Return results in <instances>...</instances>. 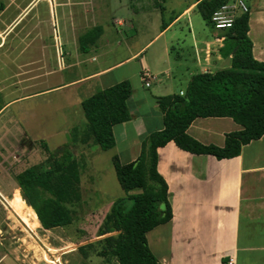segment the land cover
Returning a JSON list of instances; mask_svg holds the SVG:
<instances>
[{"label":"rangeland","instance_id":"rangeland-1","mask_svg":"<svg viewBox=\"0 0 264 264\" xmlns=\"http://www.w3.org/2000/svg\"><path fill=\"white\" fill-rule=\"evenodd\" d=\"M192 1L0 0V264H117L114 258L98 256L97 247H88L112 235L105 215L125 194L112 166L114 152L73 139V129L82 131L85 123L80 99L91 96L106 79L124 80L137 73V61L118 63L161 29L159 19L139 20L141 7L148 12L156 4L167 24L172 12ZM187 19L210 34L211 26L197 10L172 30L181 25L188 35ZM97 28L102 30L98 36L92 33ZM80 38L95 41L82 52ZM161 42L147 47L150 63ZM184 44L183 49L173 44L172 57L183 55L191 66L193 52L188 41ZM110 66L108 78L83 83L84 76ZM186 84L179 75L173 81L176 92ZM43 143L50 150L67 144L81 163V206L71 224L50 230L41 228L22 196V213L8 205L20 191L16 175L44 161ZM156 246L151 248L158 257Z\"/></svg>","mask_w":264,"mask_h":264},{"label":"crops","instance_id":"crops-1","mask_svg":"<svg viewBox=\"0 0 264 264\" xmlns=\"http://www.w3.org/2000/svg\"><path fill=\"white\" fill-rule=\"evenodd\" d=\"M200 1L193 0L176 14L172 12L174 18L167 24L162 8L160 12L156 4L152 6L154 10L148 12L144 7L139 9V20L157 22L159 19L161 29L143 47L118 63L137 61V73L124 79L130 81L132 88L127 100L131 118L113 127L115 146L110 151L122 164L136 160L142 150H147L149 135L163 129L158 98L181 96L192 76L221 69L230 58L220 54L223 31L211 28L208 34L203 27L196 30L190 19L185 24L188 35L183 33L181 25L172 30L182 18L197 10ZM248 15L252 55L255 60L264 62V0H251ZM160 38L162 42L150 63L145 57L146 49ZM186 41L193 52L191 66L186 64L183 55L172 57L173 44L183 49ZM113 67L98 69L84 76L82 81L108 78ZM178 75L186 79L187 84L176 92L173 81ZM121 81L106 79L97 90L92 89L90 95ZM240 129L230 118L210 117L195 119L187 133L204 145L222 147L225 134ZM157 154V171L167 184L172 210L169 222L146 234L153 255L151 245L157 243L159 256H154L158 264H227L230 260L233 264H264V136L243 146L240 154L231 159L190 154L173 142L158 148ZM11 198L13 205L8 204L9 207L22 213L18 191Z\"/></svg>","mask_w":264,"mask_h":264},{"label":"trees","instance_id":"trees-1","mask_svg":"<svg viewBox=\"0 0 264 264\" xmlns=\"http://www.w3.org/2000/svg\"><path fill=\"white\" fill-rule=\"evenodd\" d=\"M227 1L202 0L197 4L207 26L213 28L212 12ZM3 9L0 3V11ZM248 18V14L237 17L232 28L223 31L220 54L230 57L228 66L192 76L181 96L157 99L163 129L149 135L147 150L126 164L112 156L116 179L125 196L117 198L105 215V224L112 235L88 245L97 247L98 256L114 258L117 264H158L146 234L172 218L168 187L157 171L158 148L173 142L190 154L223 160L238 156L243 146L264 136V62L252 55ZM101 31L97 28L92 33L98 36ZM94 41L95 38L88 42L80 38L82 52L86 51V43ZM131 94L130 82L123 80L82 100L85 123L82 131L73 129V139L90 142L102 152L112 150L113 127L131 118L127 107ZM210 117L230 118L241 129L225 134L222 147L204 145L187 130L195 119ZM42 148L44 161L24 169L15 179L20 201L22 196L41 228L50 230L71 224L75 209L81 206V163L67 144L50 150L43 143ZM79 251L85 254V247Z\"/></svg>","mask_w":264,"mask_h":264},{"label":"built area","instance_id":"built-area-1","mask_svg":"<svg viewBox=\"0 0 264 264\" xmlns=\"http://www.w3.org/2000/svg\"><path fill=\"white\" fill-rule=\"evenodd\" d=\"M251 0H229L216 8L211 16L210 23L214 30L225 31L232 28L237 17L249 14ZM148 86V83H145ZM183 95V93H180ZM227 264H233L232 260Z\"/></svg>","mask_w":264,"mask_h":264},{"label":"water","instance_id":"water-1","mask_svg":"<svg viewBox=\"0 0 264 264\" xmlns=\"http://www.w3.org/2000/svg\"><path fill=\"white\" fill-rule=\"evenodd\" d=\"M230 64V58L227 59V63L225 64V67L228 66Z\"/></svg>","mask_w":264,"mask_h":264},{"label":"flooded vegetation","instance_id":"flooded-vegetation-1","mask_svg":"<svg viewBox=\"0 0 264 264\" xmlns=\"http://www.w3.org/2000/svg\"><path fill=\"white\" fill-rule=\"evenodd\" d=\"M19 202V201H18Z\"/></svg>","mask_w":264,"mask_h":264}]
</instances>
